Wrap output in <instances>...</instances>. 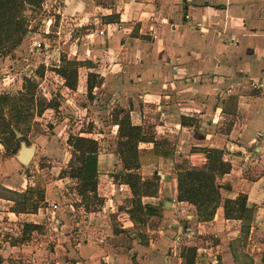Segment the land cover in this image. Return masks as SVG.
<instances>
[{"label": "crops", "instance_id": "1", "mask_svg": "<svg viewBox=\"0 0 264 264\" xmlns=\"http://www.w3.org/2000/svg\"><path fill=\"white\" fill-rule=\"evenodd\" d=\"M53 3L62 10H58L60 26L72 35L76 31L66 41L72 51L74 39L82 36L80 30H104L93 40L84 32L88 47L83 48L79 40L75 47L85 49L92 59L110 63L104 86L117 83L114 100L130 111L134 124L151 127L156 139L173 143L172 157L153 155L164 168L161 172L171 178L162 180L158 196L143 198V204L147 198L155 207L163 203L164 218L160 229L145 231L150 238L143 241L132 231L135 224L122 206V230L108 231L100 238L96 227L70 228L72 215H60L61 226L53 232L25 231L26 223L41 227L48 208L20 213L14 216L23 219L22 230L0 235V264H187L184 247L197 249V264H264V135L258 140L264 132V0ZM43 23L49 27L52 20ZM183 118L189 124L184 125ZM143 144L145 149L153 148L152 143ZM203 147L223 149L232 163L231 172L222 177L221 183L230 188L223 189V196L244 193L258 206L249 228H243L242 219L226 218L223 205L211 221L203 222L192 204L173 202L177 179L169 170L179 159L197 156L193 148ZM116 162V153H101L99 173L111 172ZM177 205L193 214L191 231L182 226L184 217ZM174 213L177 217L172 219ZM177 239L180 243L173 249Z\"/></svg>", "mask_w": 264, "mask_h": 264}, {"label": "rangeland", "instance_id": "2", "mask_svg": "<svg viewBox=\"0 0 264 264\" xmlns=\"http://www.w3.org/2000/svg\"><path fill=\"white\" fill-rule=\"evenodd\" d=\"M54 3L53 0H44V3L38 7H28L24 14L28 19V27L34 34L29 32L23 42L15 46L8 54H0V96L18 97L22 106L25 105V109L27 106L31 107L29 113L22 114L20 130L15 129L22 136H16L19 141L13 140L14 143L9 144V148L2 143L6 140L7 133L0 125V235L4 236L10 232L22 230L23 219L16 220L14 215L17 213H11L15 205L12 199L22 201V197H18L15 192H25L27 198L40 201L43 205L40 208H48V212H45L46 221L39 230L53 232L54 228H60L62 215L66 217L72 215L74 224H71L70 228L76 229L77 224L78 227L83 228L93 226L96 227V237L100 238L108 236V231L110 233L122 230L120 226H123L122 220L125 215L119 207H124V211L131 208L133 193L129 186V188L124 186L125 184L117 178V174L122 175L125 170L123 163L119 160V155L116 154L117 162L114 167L112 166L111 172L103 169L99 173L98 199L89 198L84 201L77 193V180L70 176L71 168L78 162L73 147L69 144V138L70 135L94 137L99 141L101 153H112L116 151L118 141L116 113L122 109H128H125L116 99L114 100L112 93L116 91L117 83L110 88L108 83L104 86V81L111 73V69L106 66L110 63H103L96 58L92 59L84 53L85 49L81 52L78 47H75L76 40L83 42V48L88 47L84 32L89 33L90 30L79 31L82 36L74 39L73 54L71 46L66 44V41H70L76 31L72 35L69 34L67 28L60 26L61 13L58 10L61 8L57 5L58 3ZM48 19L52 20L49 27L47 23H43ZM56 46H58L57 51L60 50L57 55L53 51ZM75 59L90 60L95 67L90 69L81 67L78 87L71 89L66 86L65 78L56 72V68L64 64L66 60ZM100 69L101 72H99ZM90 71H96L99 74L98 80L103 78V83L95 87L91 95L88 94L87 88ZM8 73L14 79H10V82H3L2 78ZM102 74L105 76L103 77ZM28 80L37 85L33 103L25 95V85ZM73 90L76 92L74 93ZM50 101L53 102L54 107H46L39 112L40 107L37 106L42 102ZM9 110L10 106H6L4 109L6 116L9 115ZM23 141L28 143V146L37 145L35 156L28 165H23L18 161L16 156L20 149L17 154L11 152ZM143 146L144 144L141 143V167L132 171L137 172L144 179L157 183L156 196H158L162 180L171 178V175L166 176L165 172H161L164 168L160 167L156 158ZM183 160H188L189 165L201 166L204 154L179 159L172 165L174 168L169 172L176 175V167ZM112 164L114 163L111 162ZM121 171L123 173H120ZM222 180V176L218 178L219 182ZM99 185L102 190H99ZM57 191H60V194L56 195ZM42 193L45 195L43 201L38 199ZM149 201L150 198L145 199V204L148 205ZM158 207V214H141L140 219L143 222H139L132 228V231L136 232L143 241L150 238L145 232L148 228L155 230L161 228L165 206L161 203ZM154 216H159V218H154ZM175 217L177 213H174L171 218ZM57 218L59 221H55ZM184 222L185 220L181 219V223ZM66 228L69 229V226L67 225ZM76 238L74 235L75 240ZM46 239L53 240L50 237Z\"/></svg>", "mask_w": 264, "mask_h": 264}, {"label": "trees", "instance_id": "3", "mask_svg": "<svg viewBox=\"0 0 264 264\" xmlns=\"http://www.w3.org/2000/svg\"><path fill=\"white\" fill-rule=\"evenodd\" d=\"M43 3L44 0H0V54H8L15 46L23 42L24 37L31 31V28L28 27V19L24 14L25 11L28 7L35 8ZM81 67L90 69L95 66L90 60H66L64 64L56 68V72L65 78L67 87L77 89L79 69ZM98 75L96 71L88 73L87 88L89 95L93 93L95 87L103 83V78L98 80ZM25 87V95L33 103L37 85L28 80ZM21 103L18 97L0 96V123L2 122L0 125L7 133L6 140L2 143L8 148L9 144L14 143L13 140L19 141V139H16L19 132L15 131V129L20 130L22 114L29 113L31 109L29 106L25 109V105L22 106ZM6 106H10L8 116L4 113ZM37 107H40L39 112H42L46 107H54V105L50 101L48 103L42 102ZM116 120L118 141L117 149L114 153L119 155V160L123 163L125 170L124 174H117V178L122 181L121 183L127 184L132 190V206L126 211L136 225L139 222H143L140 219L141 214L156 215L159 213V207L143 204L142 202L144 196H156L158 184L153 182V180L144 179L140 174L132 171L141 167L140 144L152 143L153 148L147 152L152 156L164 158L172 157L174 145L167 140L156 139L155 132L151 127L146 128L134 124L129 110L122 109L117 112ZM182 122L184 125L189 124L187 118H183ZM21 144L22 142L20 146L14 147L11 152L17 154ZM69 144L73 147L78 162L70 170V176L77 180V193L84 201L89 198L98 199L99 155L101 154L99 141L94 137L70 135ZM192 151L197 154H204V161L201 166L189 165L188 160H183L177 165V199L181 202L192 204L196 208L200 221H211L219 207L223 205L226 218L242 219L245 221L243 228H249L258 206L250 203L244 193H240L235 198H225L223 196V189L229 190L230 188L228 184L219 182L218 178L223 177L232 170V163L225 159L224 150L203 147L193 148ZM152 187H154L153 190ZM15 193H17L18 197H22V201L16 198L12 199L15 202L12 211L17 214L36 213L43 206L40 201L27 198L25 192ZM43 195L44 193L40 194L38 199L43 201L45 199V195ZM38 228L40 226L33 223L24 225L25 231ZM120 231L116 230L117 233ZM183 255L187 264H197L199 254L195 247H184Z\"/></svg>", "mask_w": 264, "mask_h": 264}, {"label": "built area", "instance_id": "4", "mask_svg": "<svg viewBox=\"0 0 264 264\" xmlns=\"http://www.w3.org/2000/svg\"><path fill=\"white\" fill-rule=\"evenodd\" d=\"M104 33H105L104 30H100L98 33L95 32V31H90V32L87 34V38H88L89 40H93V39L96 37L97 34H98V35H103ZM154 37L156 38V35H154ZM233 40H234V38L232 37V38H231V41H233ZM12 78L14 79V77L11 76V75L8 73V74H6V75L2 78V80H3V82H7V81L10 82V79H12ZM254 85H255V86H258L257 83H255ZM259 86H263V84L260 83ZM263 135H264V132H260V133L258 134V140L261 139ZM256 140H257V139H256ZM124 186H127V185H124ZM173 202L176 203V204H178V203L181 204V201H179L178 199H174ZM176 207L178 208V212L181 213V214L183 215V217H184L185 222L183 223L182 226L185 227V231H187V232H188V231H191L192 228H191V226H189V224H190V222H191L192 219H193V214L190 213V211H189V210L187 209V207H185V206L177 205ZM179 243H180V239L175 240V242H174V246H173V249H176L177 246L179 245ZM216 259H217V257H216L215 259H213V262H217Z\"/></svg>", "mask_w": 264, "mask_h": 264}, {"label": "water", "instance_id": "5", "mask_svg": "<svg viewBox=\"0 0 264 264\" xmlns=\"http://www.w3.org/2000/svg\"><path fill=\"white\" fill-rule=\"evenodd\" d=\"M18 136H22V134L18 133ZM36 144H32L28 146L26 142H22L19 153L17 154L18 161L23 165H28L32 161L33 157L36 153ZM120 173H123L122 171Z\"/></svg>", "mask_w": 264, "mask_h": 264}]
</instances>
